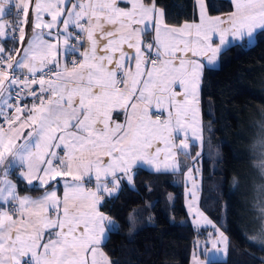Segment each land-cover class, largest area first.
Wrapping results in <instances>:
<instances>
[{
    "label": "snow or ice",
    "instance_id": "1",
    "mask_svg": "<svg viewBox=\"0 0 264 264\" xmlns=\"http://www.w3.org/2000/svg\"><path fill=\"white\" fill-rule=\"evenodd\" d=\"M229 3L213 16V0H194L193 20L169 25L157 0H0V38L24 46L21 54L0 41V264H113L103 246L119 225L102 211L105 195L131 182L138 161L175 170L176 148L187 153L190 139L202 146L201 58L212 65L229 35L264 33V0ZM13 9L16 22L6 24ZM260 127L252 147L264 175ZM17 170L20 181L51 187L21 197L8 179ZM187 174L195 200L197 179ZM258 202L259 227L246 238L264 245V184ZM217 232L209 245L222 259L228 237Z\"/></svg>",
    "mask_w": 264,
    "mask_h": 264
},
{
    "label": "trees",
    "instance_id": "2",
    "mask_svg": "<svg viewBox=\"0 0 264 264\" xmlns=\"http://www.w3.org/2000/svg\"><path fill=\"white\" fill-rule=\"evenodd\" d=\"M147 2V0H145ZM194 0H157L165 22L192 21ZM220 15L230 11L229 0H213ZM217 69H206L200 100L204 141L201 153L200 206L230 240L227 261L211 264H261L264 250L246 238L254 206L242 191L254 163L253 142L264 121V33L248 46L233 45L220 55ZM197 148L192 147L191 156ZM19 194L37 197L44 188L29 186L9 176ZM133 185L122 184L118 193L104 200L102 211L119 225L103 246L113 264H190L197 241L209 230L197 231L184 203L183 173H156L134 169ZM240 182V184H239ZM131 218V220H130Z\"/></svg>",
    "mask_w": 264,
    "mask_h": 264
},
{
    "label": "crops",
    "instance_id": "3",
    "mask_svg": "<svg viewBox=\"0 0 264 264\" xmlns=\"http://www.w3.org/2000/svg\"><path fill=\"white\" fill-rule=\"evenodd\" d=\"M7 7L8 6H6V8ZM32 15H33V13L30 10V16H32ZM44 19L46 21L50 20V16L45 14L44 15ZM4 22L6 24H9V20L6 17L4 18ZM189 22H191V21H189ZM44 31L46 32L47 30H44ZM53 31H55V29ZM25 33H26V35H25V43H28V42H30V34H29V29L28 28H25ZM153 35H154V33L153 34H145L144 39L145 40H151ZM46 38H47V36H46ZM226 40L229 41V46H227L226 49H228L229 47H231L233 45H237V44H240V43H243V42H245L248 46H252L256 42V39L253 40V41L239 40V39H236V38H234V37H232L230 35L226 37ZM0 41H3L4 46L6 48H8V45H9L8 44V42H9L8 40H3V38H0ZM14 47L18 48L21 54L23 53V50H24V46L23 45L15 44ZM58 48H60L61 52H63L62 44L58 45ZM223 51L224 50H222L217 55L216 60H215V62L212 65H207V58L206 57H202L201 58L202 63H205V65H206V67L204 69V72H205L206 69H216L218 67V65H221L220 55H221V53ZM15 58H16V60H18L20 58V56L17 55ZM58 58L63 59L62 56L58 57ZM204 72H203V75H204ZM200 93H201V90H200ZM199 116H200V123H201V125L203 127L202 112H201V100H200V113H199ZM26 132H27V130H26ZM26 132H25V134H26ZM173 135L177 137V143L179 142V139L183 138V133L182 132L174 133ZM203 141H204V133H203ZM188 142H189L190 147L187 150V153H185L184 151H182L179 148L175 149V151L177 152L176 160L178 161V166H177V168L175 170H172L171 168H169L167 171H156L154 165H149L147 163L138 161L137 164L132 169V176H133V173H134V169H136V168H144V169H146L148 171L156 172V173H159V172H161V173H177V174L183 173V183H184V188H185L184 189V194H185L184 203H185V207H186L187 214L189 216L190 222H191V224L193 225V227L197 231H202V230H205V229L209 230V233L207 234V236H205L204 238H202V239L197 241L196 248L192 252V255H191L190 264H196V259L197 258L202 262V264H210V261H211V263L212 262L227 261L229 259V256H230V240H229V237L227 236V234L225 233V231L221 227L217 226L212 220H210L205 215V213L202 211L201 206H200L201 192H202L201 153H202L203 144H202V146L198 147L196 145L200 144L199 141H195L194 142L193 139H190ZM158 146L163 147V144H160ZM192 147H196L197 148L194 156H191ZM198 153H199V155H197ZM163 155H164V153L162 152L161 153V157H163ZM197 161H199V162H197ZM171 163H172V161H169V164H171ZM161 167H163V165H161ZM188 169H192V177L197 179V187H198L199 191L197 192V198L195 200H193V198L190 195V192L192 191V187H191V180L189 179V176L187 174V170ZM197 169H199V171H197ZM14 172H16V174L19 176V170L14 171ZM12 173H10V175ZM8 179H10L14 183V181L10 177H8ZM95 183L96 182H95L94 178H93V181H92L91 184L88 182V178L87 177H85V179H84L85 189L91 188L92 190H95ZM120 183H121V185L120 184L119 185H120V188H121L122 184L125 183V180L121 181ZM37 184H38V181H33V185H29V186H35ZM118 191H119L118 189H114L111 196L105 195V199L115 196L118 193ZM44 193L41 194L40 196L32 197V199L40 198V197H42L44 195ZM57 195L61 196V197L63 195V186H62V184L58 188ZM20 196L24 197L26 195H24V196L20 195ZM192 204H195V207H190V205H192ZM197 212L203 213V216H198ZM208 221H211V223H208ZM213 225L215 227H213ZM217 230L224 232L225 235L228 237L227 253L224 255V257L222 259H218L217 256L211 255L213 250H212V248L209 245V242L211 240L219 238ZM205 245H209L207 253L202 252V249L204 248Z\"/></svg>",
    "mask_w": 264,
    "mask_h": 264
},
{
    "label": "rangeland",
    "instance_id": "4",
    "mask_svg": "<svg viewBox=\"0 0 264 264\" xmlns=\"http://www.w3.org/2000/svg\"><path fill=\"white\" fill-rule=\"evenodd\" d=\"M219 67H220V65H218L217 68H219ZM262 124H264V121H262L258 126L257 137L259 136V134L261 132L260 126ZM257 137H256V139H257ZM258 153H259V149L257 148L256 153L254 155V163L252 164V171H250L249 174L246 175V177L244 178L243 186L241 188L243 193L246 196V199H247L249 205L254 206V208H255V210L252 213V217H251V221L253 224L251 225V227L247 231V236H252L254 231L258 229L259 218L261 216L259 208L262 205L258 202V186L264 184V175H262L260 169L255 166V161L258 159ZM127 184H130L132 186L133 185L132 180H131V182L127 181ZM239 184H240V182H239ZM120 185H121V183H120ZM120 185H119V188H120ZM119 188H118V190H119ZM251 242H252V244L257 246L258 248L264 250V245H260L259 243H256L254 241H251Z\"/></svg>",
    "mask_w": 264,
    "mask_h": 264
},
{
    "label": "built area",
    "instance_id": "5",
    "mask_svg": "<svg viewBox=\"0 0 264 264\" xmlns=\"http://www.w3.org/2000/svg\"><path fill=\"white\" fill-rule=\"evenodd\" d=\"M6 18L9 20L10 25L15 24V22H16V10L13 9L11 11V13L6 15ZM8 41H9L8 42V44H9L8 48H13L15 44H13L10 40H8ZM15 61H16V58L14 57L13 63H15Z\"/></svg>",
    "mask_w": 264,
    "mask_h": 264
}]
</instances>
